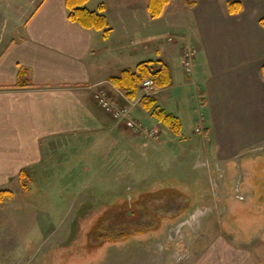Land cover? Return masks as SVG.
Listing matches in <instances>:
<instances>
[{"label": "crops", "instance_id": "crops-1", "mask_svg": "<svg viewBox=\"0 0 264 264\" xmlns=\"http://www.w3.org/2000/svg\"><path fill=\"white\" fill-rule=\"evenodd\" d=\"M188 1L170 0L152 18L148 0H89V9L104 5V35L72 22L65 0H0V189L21 170L40 167L63 137L111 138L105 158L138 159L141 135L105 114L90 86L104 88L119 105L129 102L137 121L163 132L141 105V84L129 97L110 80L147 60L168 66L170 84L148 95L179 120L183 90L193 87L189 111L218 159L264 147V0H239L235 14L228 12L233 0ZM193 47L197 54L187 74L183 51ZM232 255L213 251L198 264L248 261Z\"/></svg>", "mask_w": 264, "mask_h": 264}, {"label": "rangeland", "instance_id": "rangeland-1", "mask_svg": "<svg viewBox=\"0 0 264 264\" xmlns=\"http://www.w3.org/2000/svg\"><path fill=\"white\" fill-rule=\"evenodd\" d=\"M183 92L179 132L141 135L138 159L105 158L111 138L63 137L5 186L0 264H198L213 251L264 264V147L218 159Z\"/></svg>", "mask_w": 264, "mask_h": 264}, {"label": "trees", "instance_id": "trees-1", "mask_svg": "<svg viewBox=\"0 0 264 264\" xmlns=\"http://www.w3.org/2000/svg\"><path fill=\"white\" fill-rule=\"evenodd\" d=\"M89 0H65L67 8L68 18L85 29L102 30L104 35L109 30L107 20L104 14V5L99 4L96 9H89L87 2ZM170 0H148L147 10L152 18L159 17L164 7L169 3ZM186 4H192V2L185 0ZM241 8L240 1H229L228 12L235 14ZM260 24L264 26V16L260 18ZM153 64H156L153 67ZM262 75L264 77V65L261 68ZM145 78H151L155 89L166 87L171 82V74L168 66L161 61H142L139 62L133 69H125L121 71L118 76L110 77L111 82L121 88L127 93L129 97H133L136 93L142 80ZM199 98L202 102V92L198 91ZM141 105L150 114L155 117L160 123H162L167 129L174 133H178L181 127L180 120L175 115L166 112L164 109L156 105V99L150 96H143L141 99ZM27 176V170L23 169L19 173V180H23ZM171 192L174 190L171 189ZM12 191L8 189L0 190V202L5 196L11 197ZM136 228H139L138 226ZM128 234L126 229L119 231L120 239H124Z\"/></svg>", "mask_w": 264, "mask_h": 264}, {"label": "built area", "instance_id": "built-area-1", "mask_svg": "<svg viewBox=\"0 0 264 264\" xmlns=\"http://www.w3.org/2000/svg\"><path fill=\"white\" fill-rule=\"evenodd\" d=\"M197 54V48H187L183 51V67L186 73H191L194 58ZM142 87L149 94L153 89V81L151 78L142 80ZM93 99L96 105L107 115L111 117L116 123L122 124L127 129L131 130L134 134L143 135L149 138H155L159 135L157 127H147L137 121L132 112V106L129 102L124 104H117L112 101L107 91L98 85H92ZM196 132H202L201 127L195 128Z\"/></svg>", "mask_w": 264, "mask_h": 264}]
</instances>
